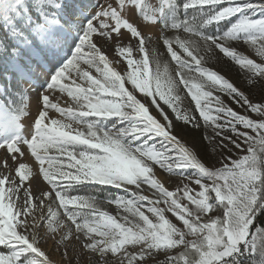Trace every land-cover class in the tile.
<instances>
[{
  "label": "snow or ice",
  "instance_id": "1",
  "mask_svg": "<svg viewBox=\"0 0 264 264\" xmlns=\"http://www.w3.org/2000/svg\"><path fill=\"white\" fill-rule=\"evenodd\" d=\"M0 264H264V0H0Z\"/></svg>",
  "mask_w": 264,
  "mask_h": 264
},
{
  "label": "rangeland",
  "instance_id": "2",
  "mask_svg": "<svg viewBox=\"0 0 264 264\" xmlns=\"http://www.w3.org/2000/svg\"><path fill=\"white\" fill-rule=\"evenodd\" d=\"M235 71V70H234ZM229 75H231L233 77V79H235V76L233 75V73H229Z\"/></svg>",
  "mask_w": 264,
  "mask_h": 264
}]
</instances>
